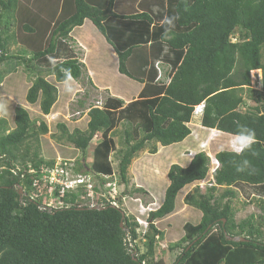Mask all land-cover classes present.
<instances>
[{"label": "trees", "instance_id": "obj_1", "mask_svg": "<svg viewBox=\"0 0 264 264\" xmlns=\"http://www.w3.org/2000/svg\"><path fill=\"white\" fill-rule=\"evenodd\" d=\"M22 1L0 0V10L5 12L0 18L13 17L11 23L5 19L6 27L23 18L16 24L21 46L24 32L35 31L28 25L29 16L33 15L34 23L42 24L43 15H55L57 21L42 26L45 47L28 58L10 53L7 40L0 35V84L21 65L29 73L48 69L57 84L63 79L62 68H70L74 80L82 79L84 64L72 56L63 59L61 54L72 42L71 33L87 20L114 47L119 72L145 84L140 99L128 105L108 96L102 107H91L85 130L71 131L66 123L56 125L63 139L83 154L82 160H90L88 169L96 176L112 175L110 157L116 145L112 134L118 123L127 125L125 148L119 151V173L127 183L133 159L149 143L154 144L150 153L155 154L157 144L171 146L192 134L188 124L195 107L203 103L204 128L232 136L246 126L254 129L256 143L251 152L242 155L227 150L216 154L220 167L213 174L215 186L185 198L186 205L201 212V220L184 225L185 235L168 246L178 254L168 263L149 258L164 237L157 222L175 212L177 196L184 188L206 179L210 157L199 152L187 167H170L164 201L149 216L144 252L135 244L139 225L122 207L125 193L118 198V207H113L107 199H98L96 190L94 201L101 206L90 207L85 205L83 189L62 196L60 186L52 188L42 182L40 169L53 165L41 153L40 136L49 127L42 119L38 129L31 131L30 113L17 107L13 129L7 119L0 118V264H264V232L255 227L253 215L236 223L232 202L234 186H264V0H168L165 18L179 19L167 39L165 18L157 24L147 12L118 14L114 7L123 0H46L50 9L41 16L28 8L31 0H26V6ZM161 58L171 72L168 82L157 81L155 63ZM257 71H261L260 78L253 75ZM253 80L261 84L260 90L252 87ZM58 96L57 86L39 76L26 100L32 105L39 101L42 114L48 116ZM99 136L100 142L92 147ZM32 139L37 146L29 143ZM244 159L250 165L238 171ZM78 162L75 173L82 169ZM217 186L227 187L220 197L215 195ZM136 192L146 195L142 188ZM50 199L55 203L52 207ZM258 205L262 222L264 198Z\"/></svg>", "mask_w": 264, "mask_h": 264}, {"label": "rangeland", "instance_id": "obj_2", "mask_svg": "<svg viewBox=\"0 0 264 264\" xmlns=\"http://www.w3.org/2000/svg\"><path fill=\"white\" fill-rule=\"evenodd\" d=\"M54 1L59 2L60 0H53V2ZM167 1L168 0H123L119 1V3L114 7V11L120 14L123 11L128 13L130 9H132L130 11H135L138 9L140 12H146L145 10H147V13L154 17L155 21L157 20L156 23L161 24L163 21L162 16H164ZM22 3L26 6V0H23ZM129 3L132 4V8H128L127 4L129 5ZM28 5H30L28 8L31 10V12L39 14V16L48 13L50 9L46 4V0H31ZM51 12L55 11L52 10ZM4 13L5 12H3V10H0L1 17ZM32 17L33 15L29 16L27 22L28 25L35 31L33 33L28 31L24 32L25 34L23 36L22 46L19 41L20 32L17 31L16 24H19L18 21L22 20L23 18H18L15 25H9L8 27L5 25V19L7 18L11 23L13 21V17L0 18V35L7 40V48L9 49L10 53H21V56L28 58L29 55L45 47V33L42 26H45V24L48 22L50 24L51 22H56L57 19L55 18V15H43L42 19L44 20H42L43 23L40 24V22L34 23ZM47 26L48 25H46V28ZM87 30L91 34H87L84 39L89 40V38H92L94 30L91 27L87 28ZM95 30L98 33V30ZM83 33L85 35V31ZM70 45L75 46L73 42L66 44L65 51L63 50L61 54L63 57L60 55V57L63 59L65 58L66 51L69 50ZM102 49L103 47L99 45L97 47L98 52H95V56L100 55V50ZM81 56H84L83 53H81ZM96 61L97 63L94 62L93 67L91 65L92 61L91 64H84L83 77L80 80L73 81L74 87L76 88V93L75 95L71 96L63 92V85L57 84L55 78L49 76V70L46 68L41 69L42 73L39 72L40 69L35 73H29V69L21 65L18 67L15 73H11V75L7 76L2 84H0V104L5 105L7 108V114H0V118L7 119L10 126L9 128H13L15 126L14 110L17 107H22L29 111L33 120V128L31 131H36L38 129L39 122L43 119L49 127V132L46 135L40 136L42 150L41 153L44 160L46 158L48 159L55 157L56 159H54V161L56 162L57 157H61L62 161L63 159H66V163L70 165L72 164L70 160L75 159L76 155H78L80 157V160L78 159V165L82 168V174L83 172L90 171V160H82L83 154L79 151H76L73 145L63 139V136L57 129L56 125L58 123H66L71 131L75 127L85 130L87 126L86 113L91 107L98 106V103L103 105L106 98L112 94L121 95L124 97L126 96L127 98L129 97L127 100L129 101L132 97H134V95H136V93H138L134 92L135 86H137V89H139V87L141 88L138 83L136 84L135 81L133 82L130 79L129 81L126 80L127 77H124L120 74L118 70V64L112 66L111 64H105L106 62L104 61V63L98 65L100 61ZM82 63H84V61ZM102 71L106 72V76H104L105 78L103 77L104 79L102 78L104 75ZM253 75L257 78L261 77V74L258 72L254 73ZM39 76H44L47 81L57 86L59 92L58 100L52 109V113L45 117L42 115L40 110L39 101L32 105L26 100L28 89L31 87L34 79L38 78ZM252 83V87L254 89H261V84H255L254 80ZM81 102H84V106L81 105ZM248 104L255 106L254 102L249 101ZM196 107L198 108L195 109V113L193 114L195 116L194 119L202 117L204 110L202 105ZM188 125L194 131L192 135H194V133L195 135L187 138L186 143L183 144V146L180 145L169 148L160 147L161 145L157 144L158 152L151 154L150 150L154 144L149 143L144 151L138 153L128 169L127 183L122 181L121 175L119 173V159L121 158L119 151L125 148L123 143L125 138L124 131L125 127H127L126 123H118L115 129V134H112L116 145L110 157L113 178L110 179L109 182L114 183L117 181V192L119 194H126L125 199L123 198L124 201L122 207L126 209L127 214L133 217L137 223H141L140 228L144 227L142 224L145 225V221H148L149 213L159 207L164 201L166 189L170 184L168 179L170 167L176 164L183 165L182 163L189 162V160L191 161L195 155V152L191 146L197 133V124H195V121H192V123ZM204 131L205 130H203V132ZM58 138L60 140L62 139L60 143L56 141ZM100 138L101 136L92 141V147L100 142ZM201 138L204 140L199 144L201 148L198 151H204L211 158V170L208 172L206 179L189 185L183 191H181L177 196V210L175 213L172 216H167L160 220L161 224H158V227L164 231V237L161 241L158 240L155 253L154 255L149 256L150 259H164V261H168V263L174 261L176 255L178 254L177 252L168 250V246L171 243H176L185 235L183 227L186 223L190 222L192 224H197L200 222L202 217L201 212L196 208L190 207L188 205L186 206L185 198L189 194L200 195L201 193H205L207 188L215 186L213 173L216 170L213 169H216L217 163L213 157H215V155L222 150L231 151L228 145L232 140V136L223 135V133L221 134L219 131L214 132L207 130L202 133ZM29 143L32 145V147L37 146V143H35L34 139L29 141ZM138 188L144 189L146 191V195L144 193H137L136 189ZM233 189L235 190L236 194V197L232 199L233 208L235 211L234 219L236 223L247 220L251 215H253L255 217V227L264 232V221L260 222L259 217L261 215V211L258 205L259 199L264 198V186L262 188H258L244 184H238L234 186ZM226 191L227 187H218L215 195L216 197H220ZM143 233L144 232H142V234ZM145 243L146 241L144 242L143 239H137L136 246H138L141 251L146 252L147 249L144 246ZM178 252L180 253L181 250H178Z\"/></svg>", "mask_w": 264, "mask_h": 264}, {"label": "crops", "instance_id": "obj_3", "mask_svg": "<svg viewBox=\"0 0 264 264\" xmlns=\"http://www.w3.org/2000/svg\"><path fill=\"white\" fill-rule=\"evenodd\" d=\"M125 1V0H124ZM127 6L128 7H133L132 6V4L131 3H129V5L127 4ZM132 10V9H131ZM123 11V10H122ZM146 12H147V10H145ZM165 11H166V9H165ZM143 11H138V9L137 10H135V11H129L128 13H125L124 11L122 12V13H120V14H122V15H130V14H136V13H142ZM119 14V13H118ZM149 14V13H148ZM151 16V15H150ZM152 17V16H151ZM163 17V19L165 18V12H164V16H162ZM153 19H154V17H152ZM157 22V20L155 21V23ZM111 23V22H110ZM106 26H108V24L106 25ZM89 27H91V28H93V34H92V38H89V40H86V39H84L85 38V36H87V34H91L88 30H87V28H89ZM152 28V27H151ZM96 27L89 21V20H87V21H85V23H84V25L82 26V27H79V28H76L72 33H71V35H70V40L73 42V44L75 45V46H69V50L68 51H66V56L68 57V56H72V58L73 59H78L80 62H83L84 61V63L83 64H91V61H92V67H93V64H94V62L95 63H97V61L96 60H98V61H100L99 63H98V65H100L101 63H104V61L106 62L105 64H108V65H117L118 64V68H119V61H118V57H117V55H116V53H115V51H114V49L111 47V45L106 41V39L98 32H96ZM85 31V35H84V32ZM74 34H75V37H74ZM76 38V39H75ZM97 40V41H96ZM99 45H101L102 47H103V49L102 50H100L101 51V53H100V55H97V56H95V52H98L97 51V47L99 46ZM85 49H83V48ZM85 51H86V53H85ZM81 53H83V55L84 56H81ZM65 56V57H66ZM94 59V60H93ZM83 60V61H82ZM89 61V62H88ZM148 70V69H147ZM149 71V70H148ZM102 73L104 74L103 76H102V78L104 77V76H106V72H104V71H102ZM119 73V72H118ZM170 71H168L167 73L165 72L164 73V79L163 80H165V82H168V80L170 79L169 77H170ZM121 74V73H120ZM122 76H124L123 74H121ZM167 76V77H166ZM124 77H127L126 75L124 76ZM105 78V77H104ZM103 78V79H104ZM129 79L131 80V81H135V80H133V79H131V78H129V77H127V79L126 80H128L129 81ZM136 82V84L138 83L140 86H141V88L139 87V89H137V86H135V90H134V92L136 93V92H138V93H136V95H134V97H132L131 98V100H129V101H127L128 99H129V97L127 98L126 96L124 97V96H121V95H114V94H112V95H109V97H113V98H118V99H121V100H123L124 101V103H125V105H128L129 103H131L132 101H137L138 99H140V95H141V93H142V90L144 89V86H145V84L144 83H140V82H137V81H135ZM106 91H109V90H106ZM110 94V93H109ZM89 111V110H88ZM88 111H87V113H88ZM52 113V112H51ZM87 113H86V118H87V123H88V121H89V117H88V115H87ZM45 117V116H44ZM192 121H195V124H197V133H196V136L194 137V139H193V144H192V146H191V148L194 150V152H195V154L196 153H198L199 151V149L201 148V146H199V144L204 140L203 138H201V135H202V133H204L205 131H207V130H209V131H213V130H215V132L216 131H218V130H216V129H208V128H204L203 126H201V117H198V118H196V119H194V117H193V120ZM192 123V122H191ZM14 128V127H13ZM12 128V129H13ZM75 128H77V127H75ZM205 130L204 132H203V130ZM192 130V129H191ZM193 130H192V134H193ZM190 135L189 137H191V136H194L195 135V133H194V135ZM221 134H222V132H221ZM223 135H227V136H230V135H228V134H225V133H223ZM188 137V138H189ZM186 143V140H184L183 142H181V143H178V144H174V145H171V146H167V147H169V148H171V147H173V146H180V145H182L183 146V144H185ZM158 145H160V144H158ZM160 147H163V146H160ZM157 152H158V149H157ZM156 152V153H157ZM191 161L189 160V162H184V163H182L183 165H180V164H178V165H180V166H182V167H187L188 165H189V163H190ZM187 206V205H186ZM177 210V207H176V209H175V211ZM175 213V212H174ZM173 213V214H174ZM173 214H171V215H169V216H172ZM161 223V221H159V222H157V225L158 224H160Z\"/></svg>", "mask_w": 264, "mask_h": 264}, {"label": "built area", "instance_id": "obj_4", "mask_svg": "<svg viewBox=\"0 0 264 264\" xmlns=\"http://www.w3.org/2000/svg\"><path fill=\"white\" fill-rule=\"evenodd\" d=\"M73 168L74 165H68L66 161H58L54 166L50 167L43 166L40 169V172L42 174V182L44 184L51 185L52 188L53 186H60V194L62 196H64L66 192L80 193L81 189H83L84 193H86L83 196L84 201H86L85 205L99 208L101 206H99V204L101 203H97L94 201V195L96 194V190H98V199L105 198L107 199V201H110L111 206L118 207V198L122 196V193L119 194L117 192V181H115L114 183L109 182V180L113 178L112 175L106 176L103 174L100 175V177H93L92 175L75 174ZM30 172L33 173L35 172V170L31 168ZM13 173L16 174L15 171H13ZM22 178H24L23 175ZM52 188L49 190L51 196L54 195V192H52ZM85 198H90L91 200L87 201L88 199ZM48 205L52 207L55 205V203L50 199Z\"/></svg>", "mask_w": 264, "mask_h": 264}, {"label": "clouds", "instance_id": "obj_5", "mask_svg": "<svg viewBox=\"0 0 264 264\" xmlns=\"http://www.w3.org/2000/svg\"><path fill=\"white\" fill-rule=\"evenodd\" d=\"M179 19L178 16H173V17H170V18H165V21L164 23L167 25V27L165 28V33H164V36L165 38H169V34L171 33L172 29L175 27V22ZM155 21V20H154ZM155 25H152V28L154 27ZM111 45V44H110ZM111 47L114 49V47L111 45ZM115 51V50H114ZM116 53V51H115ZM117 57H118V61H119V56L118 54L116 53ZM82 63V62H81ZM83 64V63H82ZM155 68L157 69L158 71V77H157V81H161L164 79V73L168 72L169 71V68L166 66V64H164L163 62V59L161 58L160 60L156 61L155 63ZM119 70V68H118ZM61 72L63 73V79L60 81V83L63 85V92L67 95H75L76 93V88L74 87V84H73V81H74V78L72 76V72H71V69L70 68H62L61 69ZM257 72H260L261 74V71H257ZM125 76V75H124ZM169 81V80H168ZM261 86V85H260ZM203 106V109H204V104H201ZM98 106L99 107H102V105H100L98 103ZM198 107H196L195 109H197ZM29 112V111H28ZM52 112V111H51ZM195 113V111H194ZM0 114H4L6 115L7 114V108L5 105L3 104H0ZM43 115V114H42ZM45 116V115H43ZM193 117H195L193 115ZM202 118V117H201ZM202 126V125H201ZM220 132V131H219ZM231 136V135H230ZM256 143V133L254 131V129H251V128H248L246 126H240L238 128L237 131H235L233 134H232V140L229 142V145L228 147L231 149V151L236 154V155H242V154H245V153H248V152H251L253 150V146L255 145ZM75 149V148H74ZM78 151V150H76ZM223 151V150H222ZM201 152H204V151H201ZM199 153V152H198ZM197 154V153H196ZM195 154V155H196ZM194 155V156H195ZM80 157L78 155H76V158L75 159H72L70 160L72 162V164L74 165V168H75V163L76 161H79ZM54 159H56L55 157L54 158H46L45 160L46 161H51L53 163L52 166H54L58 161H62L61 157H57V160L56 162L54 161ZM79 159V160H78ZM211 159V158H210ZM213 159L215 160V162L217 163V167L216 169H213V170H217L219 169L220 167V163L219 161L216 159V155L215 157H213ZM66 159H63V162H65ZM212 162V161H211ZM243 167H238V171H244L245 168L249 167L250 165V162L247 160V159H244L243 162ZM73 168V171L75 173V169ZM211 170V165H210V169L209 171ZM215 172V171H214ZM75 174H81V175H92L93 177L96 176L93 172H80V173H75ZM214 174V173H213ZM185 189V188H184ZM183 189V190H184ZM22 190V189H21ZM182 190V191H183ZM125 198V196H123ZM122 197V198H123ZM162 205V204H161ZM160 205V206H161ZM159 207H157L155 210H153L152 212L158 210ZM151 207V206H150ZM151 213V212H150ZM150 213H149V216H150ZM145 225L142 224V228H140L141 226V223L138 222V225H139V228H138V233H139V236H138V239H143L144 235L146 234V231H147V228L150 226V219H148V221L146 222L145 221ZM144 230V231H143ZM163 231V230H162ZM142 232H144L142 234ZM142 234V235H141ZM236 240V239H234ZM137 243V240L135 241V244Z\"/></svg>", "mask_w": 264, "mask_h": 264}, {"label": "bare ground", "instance_id": "obj_6", "mask_svg": "<svg viewBox=\"0 0 264 264\" xmlns=\"http://www.w3.org/2000/svg\"><path fill=\"white\" fill-rule=\"evenodd\" d=\"M260 80V79H259ZM162 84V83H161ZM259 93V92H258ZM41 166V165H40ZM29 178V177H28ZM73 197V196H72ZM72 200V199H71ZM69 201V200H68ZM65 208V207H64Z\"/></svg>", "mask_w": 264, "mask_h": 264}, {"label": "water", "instance_id": "obj_7", "mask_svg": "<svg viewBox=\"0 0 264 264\" xmlns=\"http://www.w3.org/2000/svg\"><path fill=\"white\" fill-rule=\"evenodd\" d=\"M224 223H225V220H224Z\"/></svg>", "mask_w": 264, "mask_h": 264}]
</instances>
